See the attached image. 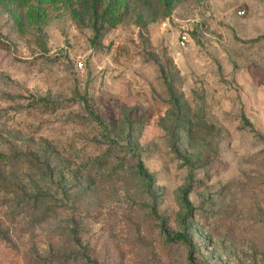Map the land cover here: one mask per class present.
<instances>
[{"label":"rangeland","instance_id":"374dc122","mask_svg":"<svg viewBox=\"0 0 264 264\" xmlns=\"http://www.w3.org/2000/svg\"><path fill=\"white\" fill-rule=\"evenodd\" d=\"M0 264H264V0H0Z\"/></svg>","mask_w":264,"mask_h":264},{"label":"trees","instance_id":"16d2710c","mask_svg":"<svg viewBox=\"0 0 264 264\" xmlns=\"http://www.w3.org/2000/svg\"><path fill=\"white\" fill-rule=\"evenodd\" d=\"M139 174L143 178V180L147 181L148 183H151L153 178L147 174V172L143 169V167L140 165L139 166ZM177 239H179L180 242H186V244L190 243L188 242V239L185 236H177Z\"/></svg>","mask_w":264,"mask_h":264},{"label":"built area","instance_id":"2783aa9c","mask_svg":"<svg viewBox=\"0 0 264 264\" xmlns=\"http://www.w3.org/2000/svg\"><path fill=\"white\" fill-rule=\"evenodd\" d=\"M241 15L244 14V12H240ZM187 43V38H186V35H183L180 37V46L181 47H185ZM76 67L79 68V69H82L83 68V63L80 59H77L76 60Z\"/></svg>","mask_w":264,"mask_h":264}]
</instances>
